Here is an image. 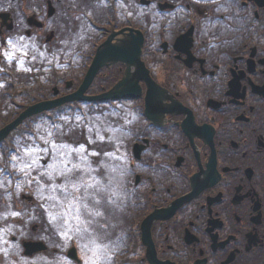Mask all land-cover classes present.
Wrapping results in <instances>:
<instances>
[{"label":"flooded vegetation","instance_id":"flooded-vegetation-1","mask_svg":"<svg viewBox=\"0 0 264 264\" xmlns=\"http://www.w3.org/2000/svg\"><path fill=\"white\" fill-rule=\"evenodd\" d=\"M136 32L142 50L130 75L124 62L105 65L86 95L125 79L138 96L60 106L121 112L114 167L126 188L124 226L110 243L104 225L95 242L65 233V244L42 210L27 214L15 200L23 217H11L0 190V264H264V0H0V79H11L0 100L18 109L0 128L26 106L75 92L109 38L131 54L125 44ZM4 51L91 56L76 84L37 85L29 98L15 88L22 56ZM50 111L25 118L0 146ZM19 198L38 206L32 192Z\"/></svg>","mask_w":264,"mask_h":264},{"label":"rangeland","instance_id":"rangeland-1","mask_svg":"<svg viewBox=\"0 0 264 264\" xmlns=\"http://www.w3.org/2000/svg\"><path fill=\"white\" fill-rule=\"evenodd\" d=\"M82 0H75L76 6L81 4ZM77 43L75 47H78ZM14 56H22L23 71H16L19 74V80L15 84L16 90H28V97L32 98L36 94L33 89L40 85L41 88H50L53 81L72 79L74 84L80 81L83 73L84 66L86 65L85 57L91 54H14ZM24 56H30L26 61ZM9 66V65H8ZM9 68L16 69L12 64ZM9 77L0 79V89H5V84L10 82ZM61 88V92H67L63 85L57 84ZM1 93V91H0ZM10 98H3L0 100V126L13 117L12 115L18 110L15 105L10 102ZM115 104L109 106L94 105L89 103H78L71 106H65L59 110H54L39 117H35L29 122L23 124L21 128L8 138L6 143L0 146V190L4 194L3 198L6 200L4 210L13 218L23 217V215L13 216V204L16 200L21 203L25 213L30 214L33 211L42 210L45 220L52 223L59 235L64 237L63 243H68V236L76 239L81 243L83 233H87V241H96V230L105 225L104 236L105 242L112 241L113 229L117 231L121 229L126 221L127 216V203L125 187L117 180L114 167V154L116 150V140L118 136V127L121 125V118L118 116L121 112L115 111ZM121 110V109H119ZM124 111V110H122ZM61 117H67V120H62ZM79 117V121L76 119ZM41 127L38 129L37 126ZM52 125H60L62 127L63 135L57 134V142L69 144L71 147H79L80 144H85L86 152L82 155L87 156L85 164L91 163V167L96 169V172L91 173L98 180L102 182L108 189L105 193L106 197L111 199L102 200L101 204L96 209L101 212V216L89 217L83 213L69 212L64 214V210L56 207L53 208L54 201L46 199L53 193L48 190H41L38 184L33 181L31 184L27 182L28 177L15 170L10 163V157L16 155L17 151L23 152L26 145L33 142L39 143L36 139L37 133H43L44 128H51ZM100 137H103L101 140ZM91 139L93 143L89 144L88 140ZM91 152H99V157H93ZM108 153V155H105ZM74 162L76 157H73ZM102 173V175H97ZM36 172L32 176H36ZM47 183V180H44ZM19 185V187H17ZM27 191V193H26ZM35 195L38 201L36 208L23 204L20 202V193ZM18 196L16 197L15 195ZM59 195V193H56ZM45 199H42L41 197ZM124 210L117 213L114 211ZM56 219H52V216Z\"/></svg>","mask_w":264,"mask_h":264},{"label":"snow or ice","instance_id":"snow-or-ice-1","mask_svg":"<svg viewBox=\"0 0 264 264\" xmlns=\"http://www.w3.org/2000/svg\"><path fill=\"white\" fill-rule=\"evenodd\" d=\"M11 49L15 50L17 45L8 40ZM7 59L12 60L13 51H4L2 53ZM62 120H67V117H61ZM79 121V117L76 118ZM41 126L38 125L39 129ZM57 134L63 135L60 125H52L51 128H44L43 133H37L36 139L39 143L33 142L26 145L23 152L17 151L16 155L10 157V163L16 171L28 177L27 182L31 184L35 181L41 190L48 189L53 194L46 199L54 201L53 208L59 207L64 210V214L69 212L79 214L83 213L89 217L101 216L102 213L96 209L101 204L102 200L111 199L106 197L107 187L102 184L91 173L96 172V169L91 167V163L85 164L87 156L82 155L86 152L85 144H80L79 147L73 148L67 143L57 142ZM102 140L103 137H100ZM91 144L93 141L88 140ZM91 156L99 157L101 153L91 152ZM108 155V153H105ZM76 157L75 162L73 157ZM36 172V176L32 173ZM102 175V173H97ZM47 180V183L44 180ZM19 187V185H17ZM56 193H59L57 195ZM42 199H45L43 196ZM11 215L18 216L19 213L12 212ZM52 219L56 216L49 213Z\"/></svg>","mask_w":264,"mask_h":264},{"label":"water","instance_id":"water-1","mask_svg":"<svg viewBox=\"0 0 264 264\" xmlns=\"http://www.w3.org/2000/svg\"><path fill=\"white\" fill-rule=\"evenodd\" d=\"M125 46H129L128 50L131 54L122 53V49L119 50L117 44L111 42V38L106 40V42L98 48L83 81L80 83L75 92L71 95L62 96L53 100H44L33 105L26 106V108L12 122L7 123L0 128V140L5 139L13 129L19 127L25 118L43 112L47 109L60 107L63 103L68 101L116 99L121 97L138 96L140 93L139 88L136 85H134L133 88L126 87L127 85L123 84L126 81L125 79L123 81H119L114 87L103 94L94 96H87L85 94L99 69L105 65H111L115 62H124L127 67L126 73L127 75H130V69L133 62H139L140 60L142 50L141 36L137 32L136 37L130 33Z\"/></svg>","mask_w":264,"mask_h":264}]
</instances>
